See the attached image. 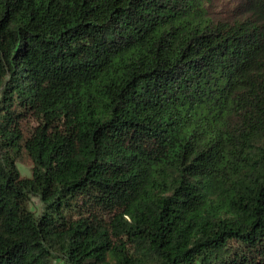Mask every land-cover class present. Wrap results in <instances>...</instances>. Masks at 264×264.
Listing matches in <instances>:
<instances>
[{"label": "trees", "instance_id": "trees-1", "mask_svg": "<svg viewBox=\"0 0 264 264\" xmlns=\"http://www.w3.org/2000/svg\"><path fill=\"white\" fill-rule=\"evenodd\" d=\"M0 264H264V0H0Z\"/></svg>", "mask_w": 264, "mask_h": 264}, {"label": "rangeland", "instance_id": "rangeland-1", "mask_svg": "<svg viewBox=\"0 0 264 264\" xmlns=\"http://www.w3.org/2000/svg\"><path fill=\"white\" fill-rule=\"evenodd\" d=\"M18 166L22 177L31 176L33 165L31 160L25 154L21 155ZM30 208L33 212L39 214L42 211L40 200L37 198H32L30 202Z\"/></svg>", "mask_w": 264, "mask_h": 264}]
</instances>
